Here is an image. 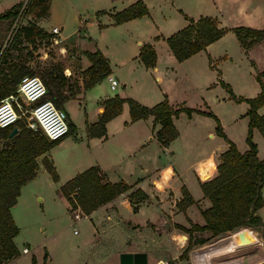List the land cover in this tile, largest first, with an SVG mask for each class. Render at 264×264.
Here are the masks:
<instances>
[{
    "label": "rangeland",
    "instance_id": "1",
    "mask_svg": "<svg viewBox=\"0 0 264 264\" xmlns=\"http://www.w3.org/2000/svg\"><path fill=\"white\" fill-rule=\"evenodd\" d=\"M24 1L0 0V53L10 42L18 26L28 25L30 20H35L33 15L25 9L29 0L23 7L25 11L23 10L21 13L19 21H15L16 16L14 18L1 16L5 10L17 2L21 3L18 8L19 12ZM69 1L80 8V16L72 10ZM118 2L119 0H53L49 14L41 18L38 23L48 30L55 25L60 29V33L67 37L74 36L79 29L82 48L90 50L97 48L102 52L107 50L106 52H109L112 58L117 59L123 55L121 54L123 44L128 41H146L153 33L152 26L158 29L157 34L161 32L164 36L183 26V13L191 16L198 14L221 15V19L223 18L229 27L249 22V18H244L238 13V7L243 3V0H144L143 2L150 12L149 16L128 23L125 22L127 20L111 21L106 15H100L98 19L94 17L97 12L101 13L100 10H108L113 6L118 7ZM245 2L246 6L251 5V1L245 0ZM255 5L263 18L264 0L257 1ZM254 21L258 22V20ZM57 46L50 41V36L47 33L44 37L37 36L32 42L22 40L19 43L20 50L18 51L22 57H28L27 51L31 52L32 59L29 64L32 67L37 66L39 63L37 56L44 50H48L50 59H52L50 62L66 65L68 57L60 60V57L57 56ZM223 49L228 51L229 58L218 60L216 62L218 69L212 70L209 76L211 77L212 74L216 79L221 78L230 85L234 94L254 96L252 94L258 87L255 75L260 72L264 82V39L244 50L236 41L233 33L229 32V35L219 41L218 45L213 46L212 51L221 52ZM18 51H12L14 56ZM198 64L201 65V62ZM184 67L188 72L196 69L195 65L191 66L186 63L180 68ZM198 74L200 75V72ZM75 75L70 77L74 79ZM117 81L119 82L118 79ZM175 81L178 82V99L181 97L179 94L184 92L178 105L195 106L202 100L205 101L206 109L211 110L218 118L220 115L225 125L226 134L233 137L237 143L245 141V132L247 131L243 128L241 121L233 119L235 115L243 111L245 103L238 104L229 97L230 100L227 98L224 101L219 100L222 95H228L221 85L207 91L199 89L202 99L200 96L198 98L195 92L196 79L191 74L189 83L185 82L181 76ZM155 82L153 80V83ZM150 84L144 79H131L128 90L134 95L145 98L151 93ZM95 88L92 89L93 91L89 90L84 98L75 95V99L67 101L65 105L63 103L68 120H70V114L73 122L80 128L65 134L47 151L49 159L52 163L54 161L58 163L60 169L68 167V158L77 156L73 152L76 148L73 150L70 142L74 136H77L78 130H83L81 128L84 120H90L94 115L96 102L93 100L94 95L89 94L102 91V87ZM119 89L120 82L114 90L108 88L107 91L111 93L117 92ZM180 122L177 123L181 126ZM220 124L222 126L221 122ZM198 132L204 133V128H199ZM261 136L259 138L263 141ZM40 158L41 156L37 157L38 162H40ZM41 166L43 167L42 164ZM42 167V170L37 171L32 180L21 187L16 203L10 208L12 218L18 227L14 241L19 256L7 264H30L32 256L35 258V264H118V254L122 251H145L147 264H155L159 260L166 264H204L211 261L204 260L208 253L213 256L234 250L232 246L225 245L227 243L225 239L215 254L207 251L206 244L217 238L207 230L192 231L191 237L188 239V233L179 226L190 228L193 222L187 220L184 225L178 223V217L175 214L178 213L180 207L178 199H175L174 193L170 189L162 197L165 209L159 211L157 217L152 215L154 209L152 208V212L150 207H145L138 212L128 211L122 207L120 214H116L117 211L112 209L111 203L103 208L104 212L98 208L86 215L69 209L65 197L58 191L59 186L65 180L52 181ZM260 193L264 198V184ZM189 205L191 208L198 209L201 204L195 202V205ZM75 212L79 213L78 218L73 217ZM249 228L256 233L258 242L264 250V226H249ZM200 239H203V242H198ZM254 243L244 242L240 245L246 244L245 247H247ZM23 247L27 249L26 252H22ZM248 253L250 254L244 255L241 264H249L248 258L253 253Z\"/></svg>",
    "mask_w": 264,
    "mask_h": 264
},
{
    "label": "trees",
    "instance_id": "2",
    "mask_svg": "<svg viewBox=\"0 0 264 264\" xmlns=\"http://www.w3.org/2000/svg\"><path fill=\"white\" fill-rule=\"evenodd\" d=\"M20 4V2L15 3L1 16L14 18ZM49 4L50 0H29L25 9L33 15L35 20H30L28 25L18 26L10 42L1 51L0 98L15 89L21 76L37 74L46 86L47 97L56 106L63 107L66 100L75 97L80 87H91L109 74L108 59L99 49L83 51L89 63L81 70L79 78L75 77L74 79L70 77L71 75L65 76L62 73V65L58 62L38 63L37 66L32 67L29 64L32 59L31 52L27 51L28 57H22L18 51L20 50L19 43L22 40L32 42L37 36L47 35V32L37 25L36 19L48 14ZM146 14H148V9L144 2L136 0L111 16L115 22H122ZM183 16L186 24L163 37L178 61L205 49L206 45L221 37L227 30L232 31L244 50L264 39V28L247 25L225 28L219 26L217 20L208 15H200L197 18L184 14ZM15 50L18 53L14 56L12 51ZM138 57L145 67H152L155 64L156 53L150 43H141ZM208 60H210L209 56ZM217 75L219 76V73ZM255 78L260 90L255 96L248 98L236 96L229 84L220 78L217 79L228 93L229 98L235 102L244 101L248 104L245 111V115L248 117L245 136L247 149L243 152L238 151L235 143L224 134L218 117L211 110H201L185 105L173 106L165 95L155 104L146 106L134 98H123L114 94L103 100V110L97 120L88 125L87 132L92 136L103 135L105 123L121 112L124 102L127 103L131 121L152 115L153 123L159 124L154 135L162 146H167L176 137L177 129L172 119L177 117L180 112H184L188 117L193 112L211 117L215 121L216 134L226 141L227 148L219 154L216 175L210 179L199 181L203 196L210 203L206 208L200 209L204 223L202 225L192 223L190 228L179 227L188 233V239H190L192 231L203 230L210 231L211 235L218 239L243 226H264V222L258 214V208L264 205V198L260 193L264 184V158L257 157L256 144L252 141L253 128H256L264 139V113H257V108L264 104V83L260 72L255 75ZM67 124L68 132H73L75 125L68 118ZM12 126H16L17 131L9 137ZM12 126L0 127V264H4L19 254L13 241L18 233V227L12 218L10 208L16 203L20 187L36 175L39 165L37 157L41 156L40 163L51 180L54 182L58 180L54 165L45 153L60 138L49 139L40 129L27 128L19 120ZM129 188L130 185L123 180L116 182L106 180L99 167L93 165L65 181L59 186L58 191L67 200L69 209L72 211L79 209L83 214H88ZM181 193L178 206L183 210L185 206L194 203V200L184 186L181 187ZM127 197L132 208L136 209V204L144 200L146 194L137 187L129 191ZM198 242H203V239ZM34 263L35 258L32 256L31 264Z\"/></svg>",
    "mask_w": 264,
    "mask_h": 264
},
{
    "label": "crops",
    "instance_id": "3",
    "mask_svg": "<svg viewBox=\"0 0 264 264\" xmlns=\"http://www.w3.org/2000/svg\"><path fill=\"white\" fill-rule=\"evenodd\" d=\"M52 1L53 0H50L48 14L52 6ZM135 1L136 0H119L118 7L113 6L111 8H108V10H100L102 14L97 12L99 14H94V17L98 19L100 15H106L109 20L114 21L111 16L113 13L125 8ZM249 1H251V5L246 6V2L245 0H243V3L238 7V13L241 14L244 18H249V22L245 23L244 25L255 28H264V16L263 18H261L258 7L257 5H255L259 0ZM69 3L72 7V10L78 16H80V8H78V6L71 1H69ZM183 14L193 18H197L198 16L203 15L198 14L196 16H191L185 13ZM149 15L150 12L148 10V14L131 18L125 22L128 23L135 19ZM204 15L214 17L217 20L219 26L230 28L229 25L223 21V18L221 19V15ZM41 18L36 19V23L41 28H43L38 23ZM253 19L258 20V22L254 21ZM80 20L82 21V18ZM185 24L186 20L184 19V25ZM50 29L44 30L48 33V35L52 36L49 33ZM152 29L153 33L149 38L146 39V41H128L126 44H123L121 48V54L123 55L117 57V59L112 58L111 54L109 52H106L107 50L104 52L101 51L108 59L110 72L99 81L94 83L91 87H80L78 93H76V96L84 98L89 90L96 89L95 87H102V91L100 93H96L95 91L93 94H89L94 95L93 100H95L96 102V105L94 106V115L90 120H84L81 128L83 130H78L77 136H74V139H72L70 142L71 148L73 150L76 148L73 152L77 156L74 157L71 154L72 157L68 158L67 160V168L63 167L62 169H60L61 167L58 165V163H56L55 161L53 162L54 168L58 174V180L55 182H59L61 180L67 181L86 168L96 165L99 167L106 180H109L111 182L123 180L128 185H130V188L127 191L120 193L112 200L96 207L88 214H91L98 208H101V210L104 212L103 208L106 205H109L108 203H111L113 205L112 209L114 211H117L115 212L116 214H120L122 207L128 211L133 212H138L145 207H150L151 211L154 209V213H152V215L156 217L158 216L159 211L165 209V205L162 202V200H164V198H162L164 193L170 189L174 193L175 199H178L179 201L182 196L181 187L184 186L194 200V203H192V205H195V202L200 203L201 205H199L198 209L191 208L190 205L186 206L184 210L178 209V213L175 214L176 217H178V223L184 225L188 220L192 221L193 223L202 225L204 223V219L200 213V209L206 208L210 203L208 199L203 196V193L199 186V181L210 179L216 175V165L219 161V154L227 148L226 141L218 134H216L215 121L211 117L195 112L191 113V116L188 117L184 112H180L177 117H174L172 119L177 129L176 137L172 139L167 146H162L154 135L155 131L159 128V124L153 123L152 115H148L146 118H140L131 121L129 118L127 103L124 102L122 104L121 112L105 123V133L103 135L92 136L87 132L88 125L95 122L99 114L102 112L103 100L110 96H113L114 94H118L123 98H134L139 103L146 106L155 104L156 102L160 101L165 95L171 105L177 106L179 104L178 101H180L182 96H184L183 92L181 95L179 94V96L181 97L178 99V82H176L175 79H178V77L180 76L187 83H189L190 74L193 78L196 79L197 86L195 88V92L197 94V97L200 96L199 89L207 91L214 89L218 85H220L216 77H214L212 74L210 77L209 73L214 69H218L216 66V62L220 59L226 60L227 58H229V53L228 51H226V49H223L221 52H214L212 51V48L213 46L218 45L219 41H222V39L225 36L229 35V32L232 33V31L227 30L221 37L206 45L205 49L199 50L191 56L178 61L171 53L166 42L162 39L164 35L161 34V32L157 34L158 29H155L153 26ZM57 38V45L64 44V46L67 47L68 58L66 57L67 64L66 62L65 64L70 67L72 73L71 75L76 74L75 76L79 78L81 70L85 68L89 63L86 56L83 54V51H93L97 48L90 50L81 47L79 29L74 36L68 37L62 35L59 31ZM141 43H150L155 50L156 60L155 64L152 67H145L138 57ZM208 56L210 57V60H208ZM199 61L201 62V65L198 64L200 63ZM184 63L190 64L191 66L195 65V71L188 72L186 67L181 69L180 67H182ZM198 72H200V75L198 74ZM108 75L119 80L120 89L117 92L108 93V88L110 90H114L117 86L116 85L113 89L109 87V81L107 79ZM136 78L144 79L146 80V82L151 83L149 85V87L151 88V93L147 97H139L138 95L130 93V91L128 90L129 81L131 79L136 80ZM153 80H155L156 82L153 83ZM106 83L108 86L106 85ZM259 90L260 87L258 84V87L255 88V91L252 95L255 96L259 92ZM235 95L243 96L246 98L250 97V95ZM200 98L202 99L201 96ZM225 98L229 99L228 95H222L219 100L224 101ZM72 99L75 98L66 100L64 102V105L67 101ZM204 102L205 101L202 100L201 103L189 107L207 110L205 108L206 104H204ZM241 103L246 104L245 108L243 109V111H241V113L235 115L233 119H235V121H241L243 128L247 131L248 117L245 115V111L248 108V104L244 101L238 102V104ZM257 113H264V104L257 108ZM69 118L73 122L72 116L70 114ZM218 119L219 122L222 123L221 127L224 134L235 143L238 151H245L247 149L246 142L243 141L237 143V141L233 137L226 134L225 125L220 115ZM179 121H181L180 123H182L181 126L177 123ZM73 124L75 125L74 131L80 128V126L76 125L74 122ZM201 127L204 128V133L198 132L199 128ZM258 133L260 134V132L256 128L252 129V141L256 144L257 157L259 159H263L264 139L260 134L261 138L263 139L262 141L259 138L260 136ZM208 138L210 139L206 140ZM45 155L48 157L47 152L45 153ZM40 166L41 163L39 162L36 174L37 171L39 172L42 170V166ZM200 169H202L205 173V177L201 176ZM46 174L48 175L47 171ZM137 187L146 194V198L142 201H139L136 204V209L133 210L132 205L128 200L127 194L129 191ZM76 210L82 213L79 209ZM258 214L264 222V205L258 208ZM225 237H221L211 243L206 244L208 246L207 251H211L215 254L219 250V246L223 245L222 241ZM228 243L229 242L227 241L225 245H227ZM228 245L232 246L234 250H239L240 248L245 247V245L241 247L231 244ZM232 251L233 250L226 253H231ZM218 254L212 256V254L208 253L205 255L206 258H204V260L208 259V261L211 260L210 262H212ZM18 256L19 254L6 261L4 264L13 262L16 258H18ZM254 262L257 261L249 262V264H253ZM206 263L207 262H205L204 264Z\"/></svg>",
    "mask_w": 264,
    "mask_h": 264
},
{
    "label": "built area",
    "instance_id": "4",
    "mask_svg": "<svg viewBox=\"0 0 264 264\" xmlns=\"http://www.w3.org/2000/svg\"><path fill=\"white\" fill-rule=\"evenodd\" d=\"M26 1L20 7L15 21L21 16ZM59 31L60 29L57 26H52L49 31L52 35H49L50 41L53 44H58L57 35ZM57 56L60 57V60L68 56V50L64 44L57 46ZM50 58L48 50H44L37 56L40 64L52 61ZM62 73L65 76L72 74L70 67L67 65L62 66ZM107 79L111 89L118 84L117 79L110 75L107 76ZM18 120L27 128L40 129L47 138L52 140L59 139L68 132L65 109L56 106L47 97L46 86L37 74H25L21 76L15 85V89L0 98V127L12 126ZM73 217L78 218L79 213L75 212ZM26 251L27 249L23 247L22 252Z\"/></svg>",
    "mask_w": 264,
    "mask_h": 264
},
{
    "label": "bare ground",
    "instance_id": "5",
    "mask_svg": "<svg viewBox=\"0 0 264 264\" xmlns=\"http://www.w3.org/2000/svg\"><path fill=\"white\" fill-rule=\"evenodd\" d=\"M200 174L202 177H205V173L202 169H200ZM227 240L231 245L235 246H244L240 245L244 242H251L254 243L252 246H247L240 248L239 250H233L231 253H223L218 254L212 262H207L206 264H241L244 258L245 254H250L248 252L253 253L252 256H250L249 262L252 261H264V250L260 242H258V238L256 236V233L250 229L249 227L243 226L237 229L236 231L228 234L224 240ZM208 256V255H207ZM208 258V257H207ZM254 262L253 264L257 263Z\"/></svg>",
    "mask_w": 264,
    "mask_h": 264
},
{
    "label": "water",
    "instance_id": "6",
    "mask_svg": "<svg viewBox=\"0 0 264 264\" xmlns=\"http://www.w3.org/2000/svg\"><path fill=\"white\" fill-rule=\"evenodd\" d=\"M17 131L16 126H12L9 132L11 137ZM118 264H147V253L145 251H122L118 254ZM155 264H166L159 260ZM255 264H264V261Z\"/></svg>",
    "mask_w": 264,
    "mask_h": 264
}]
</instances>
